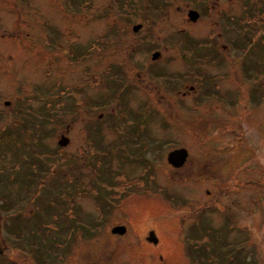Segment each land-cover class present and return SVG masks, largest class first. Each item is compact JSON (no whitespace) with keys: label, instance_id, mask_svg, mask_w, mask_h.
Segmentation results:
<instances>
[{"label":"rangeland","instance_id":"374dc122","mask_svg":"<svg viewBox=\"0 0 264 264\" xmlns=\"http://www.w3.org/2000/svg\"><path fill=\"white\" fill-rule=\"evenodd\" d=\"M0 264H264V0H0Z\"/></svg>","mask_w":264,"mask_h":264},{"label":"water","instance_id":"95a60500","mask_svg":"<svg viewBox=\"0 0 264 264\" xmlns=\"http://www.w3.org/2000/svg\"><path fill=\"white\" fill-rule=\"evenodd\" d=\"M188 16L191 20L195 21L199 18L200 13L197 10L191 9L188 13ZM139 26H135L134 29L137 30ZM159 56V53L156 52L153 54L152 58L155 59ZM70 141L69 137L66 135H61V139L59 140L60 145H66ZM189 156V151L185 147H180L173 149L168 154L169 163L175 167L180 168L184 166ZM127 231V227L125 225H117L112 228V232L116 234H125Z\"/></svg>","mask_w":264,"mask_h":264},{"label":"flooded vegetation","instance_id":"af4514ba","mask_svg":"<svg viewBox=\"0 0 264 264\" xmlns=\"http://www.w3.org/2000/svg\"><path fill=\"white\" fill-rule=\"evenodd\" d=\"M189 158V157H188ZM187 163V162H186ZM175 168V167H174ZM176 169H180V168H176ZM121 225H123V224H121ZM117 226V225H116ZM126 226V225H125ZM127 227V226H126ZM127 232V231H126ZM157 241V239L155 238V242Z\"/></svg>","mask_w":264,"mask_h":264},{"label":"trees","instance_id":"16d2710c","mask_svg":"<svg viewBox=\"0 0 264 264\" xmlns=\"http://www.w3.org/2000/svg\"><path fill=\"white\" fill-rule=\"evenodd\" d=\"M262 5H263V2H262Z\"/></svg>","mask_w":264,"mask_h":264}]
</instances>
